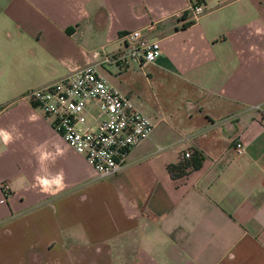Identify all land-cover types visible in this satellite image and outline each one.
I'll return each instance as SVG.
<instances>
[{
	"label": "crops",
	"instance_id": "crops-1",
	"mask_svg": "<svg viewBox=\"0 0 264 264\" xmlns=\"http://www.w3.org/2000/svg\"><path fill=\"white\" fill-rule=\"evenodd\" d=\"M193 1L0 0V128L20 137L0 151V264H264V0H201L183 25ZM149 23L158 56L98 71L153 128L97 178L20 95ZM39 145L64 152L55 194Z\"/></svg>",
	"mask_w": 264,
	"mask_h": 264
},
{
	"label": "built area",
	"instance_id": "built-area-1",
	"mask_svg": "<svg viewBox=\"0 0 264 264\" xmlns=\"http://www.w3.org/2000/svg\"><path fill=\"white\" fill-rule=\"evenodd\" d=\"M185 12L189 13V21H194L203 13L202 1L191 2ZM182 14H173V19L177 21ZM152 29L149 23L125 31L119 36L120 47L113 52H95L87 64L52 83L28 88L20 95V99L42 109L52 128L74 152L84 157L97 178L121 169L130 149L153 128L152 122L126 95L109 85L98 70L107 65L124 67L130 61L138 64L152 61L160 54L158 40L149 35ZM233 148L236 154L242 152L240 142H235ZM188 156L187 150L182 153V157ZM0 189L7 196L6 183Z\"/></svg>",
	"mask_w": 264,
	"mask_h": 264
},
{
	"label": "clouds",
	"instance_id": "clouds-1",
	"mask_svg": "<svg viewBox=\"0 0 264 264\" xmlns=\"http://www.w3.org/2000/svg\"><path fill=\"white\" fill-rule=\"evenodd\" d=\"M260 31V29H257V34H259ZM28 119L29 121H35L37 117L35 115H31ZM17 139H20V137H14L11 131L0 128V144L3 145V149H0V151L7 149V147L13 144ZM32 154L37 156V163L40 165L39 172L44 173L43 175L37 174L34 176L35 185L39 186L41 191L46 193L52 192L55 194L56 192L62 190L64 187L63 171L61 170L52 174L48 170L47 164L48 162L55 164L57 158L64 155L63 150L59 146H56L55 152H50L47 151L45 145H39L32 149Z\"/></svg>",
	"mask_w": 264,
	"mask_h": 264
},
{
	"label": "trees",
	"instance_id": "trees-1",
	"mask_svg": "<svg viewBox=\"0 0 264 264\" xmlns=\"http://www.w3.org/2000/svg\"><path fill=\"white\" fill-rule=\"evenodd\" d=\"M191 21H188V22H186L185 24H183V25H187V24H189ZM169 169H171V168H173V166H169L168 167Z\"/></svg>",
	"mask_w": 264,
	"mask_h": 264
},
{
	"label": "rangeland",
	"instance_id": "rangeland-1",
	"mask_svg": "<svg viewBox=\"0 0 264 264\" xmlns=\"http://www.w3.org/2000/svg\"><path fill=\"white\" fill-rule=\"evenodd\" d=\"M24 92V91H23Z\"/></svg>",
	"mask_w": 264,
	"mask_h": 264
}]
</instances>
